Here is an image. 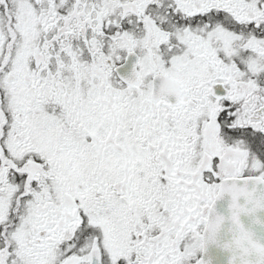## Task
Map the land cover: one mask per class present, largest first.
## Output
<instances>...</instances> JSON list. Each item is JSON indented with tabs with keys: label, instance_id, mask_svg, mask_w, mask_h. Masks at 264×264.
<instances>
[{
	"label": "snow or ice",
	"instance_id": "6c2138e0",
	"mask_svg": "<svg viewBox=\"0 0 264 264\" xmlns=\"http://www.w3.org/2000/svg\"><path fill=\"white\" fill-rule=\"evenodd\" d=\"M257 186L264 0H0V264H205Z\"/></svg>",
	"mask_w": 264,
	"mask_h": 264
},
{
	"label": "water",
	"instance_id": "95a60500",
	"mask_svg": "<svg viewBox=\"0 0 264 264\" xmlns=\"http://www.w3.org/2000/svg\"><path fill=\"white\" fill-rule=\"evenodd\" d=\"M257 191L264 192V186H257ZM254 199L257 203L247 205L250 211L239 215L238 224L229 219L230 197L225 194L215 201L214 214L224 220L215 232L212 219L206 221L202 233L205 264H264V198Z\"/></svg>",
	"mask_w": 264,
	"mask_h": 264
},
{
	"label": "flooded vegetation",
	"instance_id": "af4514ba",
	"mask_svg": "<svg viewBox=\"0 0 264 264\" xmlns=\"http://www.w3.org/2000/svg\"><path fill=\"white\" fill-rule=\"evenodd\" d=\"M205 223V222H204ZM204 223H202L200 226H199V237L196 239V240H191L190 239V243H195L197 246L194 248V254L201 259V242H200V234H201V230L204 226Z\"/></svg>",
	"mask_w": 264,
	"mask_h": 264
}]
</instances>
